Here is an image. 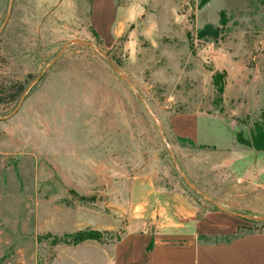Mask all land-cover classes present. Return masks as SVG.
Returning a JSON list of instances; mask_svg holds the SVG:
<instances>
[{
	"label": "rangeland",
	"instance_id": "1",
	"mask_svg": "<svg viewBox=\"0 0 264 264\" xmlns=\"http://www.w3.org/2000/svg\"><path fill=\"white\" fill-rule=\"evenodd\" d=\"M116 2L110 43L109 6L100 32L91 0H0V264H100L130 225L136 178L216 210L189 172L221 154L175 138L173 117L264 132V0Z\"/></svg>",
	"mask_w": 264,
	"mask_h": 264
},
{
	"label": "crops",
	"instance_id": "2",
	"mask_svg": "<svg viewBox=\"0 0 264 264\" xmlns=\"http://www.w3.org/2000/svg\"><path fill=\"white\" fill-rule=\"evenodd\" d=\"M91 6L92 26L100 32L101 13L110 7L108 30L110 43L115 42L121 36L116 0H91ZM242 130L215 115L173 117L175 138L221 154L220 161L197 164L205 170L203 176L189 172L194 189L205 191L202 195L217 209L204 210L183 193L157 186L153 178H136L127 214L130 225L114 242L96 249L100 264H264V229L230 242H205L215 236L230 239L264 221V151L241 144L237 136ZM206 185L219 187L208 191Z\"/></svg>",
	"mask_w": 264,
	"mask_h": 264
},
{
	"label": "trees",
	"instance_id": "3",
	"mask_svg": "<svg viewBox=\"0 0 264 264\" xmlns=\"http://www.w3.org/2000/svg\"><path fill=\"white\" fill-rule=\"evenodd\" d=\"M221 21L223 22V19ZM24 92H25V86L22 83H19V94H18L17 98L20 97V95H22ZM17 98L14 97L13 100H15ZM237 138L241 144H244V145L249 146V147H253L258 151H264V132L263 131H259L257 133H252L251 139L245 138L242 133H239ZM252 233H254V232H249V233H244V234H236L232 238L227 239L225 242H230L233 239H237V238H240V237H243L245 235L252 234ZM86 240L99 241V235L97 232H93L90 234L79 233L78 235H76V239H75L74 243L80 244ZM205 242L211 243V242H209V239H205ZM63 243H66V242L64 241Z\"/></svg>",
	"mask_w": 264,
	"mask_h": 264
},
{
	"label": "water",
	"instance_id": "4",
	"mask_svg": "<svg viewBox=\"0 0 264 264\" xmlns=\"http://www.w3.org/2000/svg\"><path fill=\"white\" fill-rule=\"evenodd\" d=\"M189 185H190L192 188H194V187L191 185V183H189Z\"/></svg>",
	"mask_w": 264,
	"mask_h": 264
}]
</instances>
